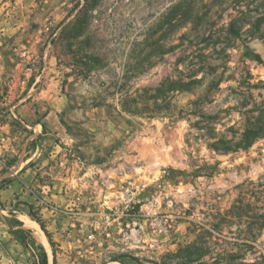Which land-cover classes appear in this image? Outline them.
Masks as SVG:
<instances>
[{
  "label": "rangeland",
  "instance_id": "obj_1",
  "mask_svg": "<svg viewBox=\"0 0 264 264\" xmlns=\"http://www.w3.org/2000/svg\"><path fill=\"white\" fill-rule=\"evenodd\" d=\"M23 93L64 134L6 120L50 197L0 264H264V0H0V102Z\"/></svg>",
  "mask_w": 264,
  "mask_h": 264
},
{
  "label": "crops",
  "instance_id": "obj_2",
  "mask_svg": "<svg viewBox=\"0 0 264 264\" xmlns=\"http://www.w3.org/2000/svg\"><path fill=\"white\" fill-rule=\"evenodd\" d=\"M32 101L29 93H23L17 101L12 99L6 103L0 102V107L8 108L3 114H6L7 117H4L0 112V184L4 180H9L4 188L0 187V247H8L5 242L12 237L7 224V216L11 214L10 210L12 211L11 215H17L14 218L19 220L22 228L26 227L32 230L27 226V221H31L30 216L23 209L34 207L39 211L41 217L45 215V210L40 207L43 202L39 196L44 199L50 197L49 187L45 181H41L47 172L46 164H35L34 158L26 155V146L23 148V152L13 148L14 138L6 120L16 118L21 124L26 125V128L30 130L29 134H26L27 142L42 137L48 146H52L64 134L57 116H53L51 113L47 114L41 122L33 121ZM29 124L30 126H28ZM55 149L51 150L48 156L51 157L56 151ZM15 156H18L19 161L11 163L10 160Z\"/></svg>",
  "mask_w": 264,
  "mask_h": 264
},
{
  "label": "bare ground",
  "instance_id": "obj_3",
  "mask_svg": "<svg viewBox=\"0 0 264 264\" xmlns=\"http://www.w3.org/2000/svg\"><path fill=\"white\" fill-rule=\"evenodd\" d=\"M33 223V222H32ZM30 222H27V226L30 228V229H35L37 230V226L35 227L34 224H32ZM34 230V231H35ZM42 234H40L38 231L36 232V237H38V239H40L47 247H49V245L45 242V239L43 238V236H41Z\"/></svg>",
  "mask_w": 264,
  "mask_h": 264
},
{
  "label": "trees",
  "instance_id": "obj_4",
  "mask_svg": "<svg viewBox=\"0 0 264 264\" xmlns=\"http://www.w3.org/2000/svg\"><path fill=\"white\" fill-rule=\"evenodd\" d=\"M30 216H32L33 217V215H32V211H30ZM35 220H36V222L40 225V227H41V229L44 231V226L42 225V223H41V221L39 220V219H36V218H34ZM42 264H48V259H47V255L44 253V254H42Z\"/></svg>",
  "mask_w": 264,
  "mask_h": 264
}]
</instances>
